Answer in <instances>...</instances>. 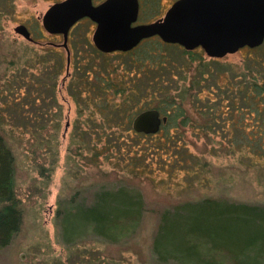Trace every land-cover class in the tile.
Wrapping results in <instances>:
<instances>
[{"label": "rangeland", "instance_id": "obj_1", "mask_svg": "<svg viewBox=\"0 0 264 264\" xmlns=\"http://www.w3.org/2000/svg\"><path fill=\"white\" fill-rule=\"evenodd\" d=\"M54 1L17 0L19 8L13 9L0 0V133L14 156L13 188L23 214L19 231L8 245L0 246V264H191L174 261L170 255L158 260L152 240L162 212L205 197L264 204L263 160L224 145L220 130L207 134L195 128L193 120L202 121L204 115L194 112L192 107L199 106L188 95L207 93V87L214 85L209 79L188 91L182 101L187 111L184 116L190 118L186 125L177 117L175 123L147 134H135L124 123L113 126L101 115L120 96L114 91L89 92L86 80H93L100 71L109 77L123 76V80L136 77V82H124V87L131 88L143 78L141 82L146 83L139 82L140 87L147 88L132 109L146 110L158 102L164 105L161 97H150L152 85L147 82L154 74L140 70L141 61H152L148 46L151 49L153 43L143 47L141 57L137 49L103 53L92 43L94 23L83 19L68 33L71 58L67 70L66 50L60 45L63 36L49 34L41 25L43 13ZM173 2L143 5L147 17L136 23L162 16ZM21 23L37 41L15 32ZM49 41L58 46H50ZM164 43L167 46L154 52L170 64L169 93L177 101L187 93L184 86L198 78L207 64L229 75L232 68L241 70L252 54L243 46L216 58L200 45L189 53L179 44ZM199 63L204 64L200 69L196 67ZM174 85L181 88L175 91ZM176 142L183 147L174 149ZM120 186L143 197L145 210L140 220L118 222L113 227L114 240L85 231L73 243H63L57 211L78 200L91 202L98 191ZM216 258L230 262L222 251Z\"/></svg>", "mask_w": 264, "mask_h": 264}, {"label": "trees", "instance_id": "obj_2", "mask_svg": "<svg viewBox=\"0 0 264 264\" xmlns=\"http://www.w3.org/2000/svg\"><path fill=\"white\" fill-rule=\"evenodd\" d=\"M158 1L144 0L139 18L147 17L143 15L146 13L143 5L149 7L150 2ZM151 43L153 45L151 49V45L148 46V54L154 55L152 61L148 64L141 61L140 70L144 71L143 74H154V79H148L147 82L153 86L149 90L150 97H161L164 105L158 102L157 105L146 108H156L165 114L167 122L163 125L175 123L177 117H181V123L186 125L190 118L184 116L187 111L182 101L185 97L194 96V105L199 106L192 107L194 112L204 115L201 116L202 121L193 120L197 130L207 134V131L217 133L220 130V142L224 145L231 149L249 151L259 162H264V42L254 48L247 47L252 52L247 58L248 63L245 66L244 63L243 68L239 66L241 70L230 69L229 75L219 68H213L211 64H207L206 69H200L204 64L199 63L196 66L200 69L198 78H192L189 85L184 86L183 91L187 93L179 101L176 100L177 96L169 93L172 90L171 76L168 73L170 64L165 56L157 50L154 52L155 49L167 46L158 36L144 38L124 53L137 49L138 57H141V54L145 55L142 53L143 47ZM93 49L98 52L96 48ZM190 51L188 50L189 53ZM211 60L218 62L216 59ZM123 78L109 77L108 73L100 71L94 75L93 80H86L85 88L98 95L107 91L118 94L121 100L104 107L105 112L101 116L112 122L113 126L124 123L127 130H133L131 119L143 109L134 111L132 104L147 87H140V83L145 85L146 82H141L143 78H139L140 83L126 88L125 81L136 82V77L127 80ZM208 79L214 85L207 87V93L200 95V92H195L188 95V91ZM173 87L175 91L181 88L178 85ZM111 126L107 130L110 131ZM178 144L176 142L173 145L174 149L183 147V144ZM157 148L156 146L155 150ZM13 164V153L0 133V246L9 244L22 222V210L13 188ZM142 198L140 193L120 186L117 189L98 191L91 202L78 200L73 205L71 202L68 209L57 211V217L60 216V238L63 243L70 244L88 231L105 240H114L116 232L113 227L118 222L140 220L145 210ZM160 218L157 233L152 240L153 251L157 253L158 260H164L170 255L174 261H188L191 264H263L264 204L205 197L175 205L172 210H164ZM219 251L225 253L230 262L218 260L216 254Z\"/></svg>", "mask_w": 264, "mask_h": 264}, {"label": "water", "instance_id": "obj_3", "mask_svg": "<svg viewBox=\"0 0 264 264\" xmlns=\"http://www.w3.org/2000/svg\"><path fill=\"white\" fill-rule=\"evenodd\" d=\"M138 0L54 1L43 13L41 23L49 33L63 35L69 69L68 31L82 18L96 23L92 43L103 53L129 51L144 38L158 36L162 42L179 44L184 50L201 46L208 56L221 58L243 46L254 48L264 42V0H174L164 14L150 22L134 24ZM15 32L32 39L24 25ZM135 132L157 133L167 122L159 109L146 108L132 117ZM69 125L66 122L65 128Z\"/></svg>", "mask_w": 264, "mask_h": 264}, {"label": "flooded vegetation", "instance_id": "obj_4", "mask_svg": "<svg viewBox=\"0 0 264 264\" xmlns=\"http://www.w3.org/2000/svg\"><path fill=\"white\" fill-rule=\"evenodd\" d=\"M3 1V5H6L7 6V8L9 7V6H11L13 9H17V8H19V4L17 3V0H2ZM57 1H59V0H57ZM92 1V4L93 5H97L98 3H100V2H102V1H104V0H91ZM138 2H139V8H138V10H139V14H140V12H141V6H142V0H138ZM139 14H138V18H139ZM13 15H15L14 13H13ZM137 18V19H138ZM89 20L91 23H94L93 21H91L88 17L86 18H82V19H80V20ZM80 20H78V21H80ZM77 22V21H76ZM136 22H137V20H136ZM134 23V24H137V23ZM143 22V21H142ZM142 22H140V23H142ZM22 25H24L23 23H21ZM21 24H18V25H21ZM18 25H16V26H18ZM41 25H42V23H41ZM75 25H76V23H75ZM94 25H96V23H94ZM24 26H26V25H24ZM44 27V26H43ZM74 27V25L69 29V31L72 29ZM95 27V26H94ZM26 28H27V30H28V32H29V36L31 37V31L28 29V27L26 26ZM45 29V28H44ZM46 30V29H45ZM69 31H68V33H69ZM49 33V32H48ZM49 34H52V33H49ZM55 34H57V33H54V34H52V35H54L55 36ZM60 34V33H59ZM68 35V34H67ZM63 36V35H62ZM68 37H69V35H68ZM32 39H28L29 41H37L35 38H34V36L33 37H31ZM142 41V40H141ZM67 42H68V39H67ZM48 44L50 45V46H52V47H55V46H58V44L56 43V42H52V41H49L48 42ZM67 46H68V43H67ZM69 50H70V48H69ZM113 52H119V51H113ZM69 57H70V55H69ZM71 58V57H70Z\"/></svg>", "mask_w": 264, "mask_h": 264}]
</instances>
